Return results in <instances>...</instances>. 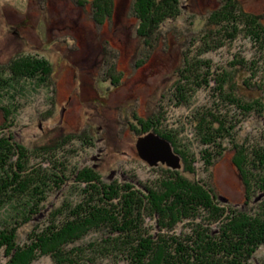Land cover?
<instances>
[{"label":"rangeland","instance_id":"374dc122","mask_svg":"<svg viewBox=\"0 0 264 264\" xmlns=\"http://www.w3.org/2000/svg\"><path fill=\"white\" fill-rule=\"evenodd\" d=\"M93 1L85 0L81 6L75 0H0V64L32 55L52 65L49 87L23 79L7 95L0 94V137L12 136L32 151L29 166L56 167L61 173L67 170L33 219L41 221L64 203H78L85 184L76 181V176L83 169L92 170L105 184L133 182L137 186H152L163 168L180 171L205 184L225 211L250 208L260 216L264 193L255 186H245L234 158L241 149L235 145L242 146L248 150L242 158L249 160L243 162L244 167L255 165L251 160L256 157L250 152L251 148H264V112L247 115L235 104L218 103L212 79L208 86L195 91L185 83L189 94L182 91L181 99L175 84L178 67L187 55L188 59L199 60L202 70L210 75L232 69L234 65L230 64L237 55L244 64L252 65L251 81L262 85L263 46L239 33L234 38L223 35L219 42L202 50L200 33L209 14L223 0H180L179 16L155 30L158 39L151 51H146L136 35L139 22L132 12L133 0H112L111 16L101 24L92 19ZM238 2L243 12L264 14V0ZM186 43H190L189 48ZM111 75L118 78L113 80ZM247 77L249 72L238 76V84ZM240 93L245 99L261 96L260 91L241 85ZM152 113H162L161 126L173 130L179 139L178 148L186 159L182 162L180 157L178 169L161 163L150 166L138 155L136 142L142 137L139 120ZM211 113L223 119L229 131L224 130L222 137L216 135L215 145L204 146L192 121L206 115L208 120H215ZM68 136L73 139L68 140ZM55 140H61V144L49 155L35 151ZM204 148L212 154L207 168L201 154ZM185 166L194 169L193 174ZM259 174L256 169L255 175ZM8 209L0 210V224ZM143 225L150 234L159 231L155 218L145 217ZM218 226L212 223L209 229L216 232ZM26 229L20 226L19 232L23 234ZM182 231L181 224L173 230L176 234ZM90 238L89 234L84 242ZM251 259L252 264H264V245ZM6 260L0 250V264ZM32 264L52 263L42 257ZM99 264L122 263L104 260Z\"/></svg>","mask_w":264,"mask_h":264},{"label":"trees","instance_id":"16d2710c","mask_svg":"<svg viewBox=\"0 0 264 264\" xmlns=\"http://www.w3.org/2000/svg\"><path fill=\"white\" fill-rule=\"evenodd\" d=\"M75 1L81 6L85 2ZM239 6L238 0H223L218 9L210 11L199 36L202 50L219 42L223 35L234 38L239 33L264 49V14H248ZM112 8V0H94L93 21L101 24L111 16ZM132 12L139 22L136 35L146 51H151L158 39L155 30L179 16L180 0H133ZM186 46L189 48L190 43ZM188 57L178 67L175 90L179 99L182 91L189 94L185 83L189 82V89L195 91L208 86L212 79L216 84L215 98L220 99L218 103L235 104L247 115L264 112V84L251 81L252 65L249 67L235 55L230 64L234 65L232 69H221L210 75L202 70L199 60ZM51 72L52 65L47 59L32 55L1 63L0 94L7 95L23 79L49 87ZM244 72L246 75L249 72V77L238 84L237 78ZM111 76L113 80L118 78ZM240 85L260 91L261 96L245 99ZM161 118L162 113H152L140 119L139 136L154 132L167 140L184 162L186 157L178 148L181 147L179 139L173 130L161 126ZM200 118L193 120L192 125L200 132L204 146L215 145L216 135L222 137L224 130L229 131L221 118L211 121L208 115ZM60 144L61 140H55L35 151L42 150L49 155ZM235 147L242 149L237 150L234 160L245 186H255L264 193V148H251L250 153L256 157L251 161L255 165L245 168L243 162L249 163V160L242 156L248 150ZM31 153L12 136L0 137V210L9 207L0 224V250L7 259L5 264H32L42 257L52 264H99L104 260L122 264H252L251 258L264 245V202L259 207L260 216L250 208L225 211L205 184L167 168L161 169V177L152 186H137L133 182L105 184L92 170H80L76 181L85 184L80 190V201L64 203L36 221L33 217L41 213L57 180L67 170L61 173L56 167L29 166ZM201 154L203 166L207 168L212 154L205 148ZM184 169L189 174L195 171L187 166ZM256 169L260 171L259 176L255 175ZM145 217L156 219L159 230L156 234H150L144 227ZM212 223L219 225L216 232L209 229ZM178 224L184 228L180 234L173 232ZM20 226L28 229L21 234ZM89 234L92 238L84 242Z\"/></svg>","mask_w":264,"mask_h":264},{"label":"water","instance_id":"95a60500","mask_svg":"<svg viewBox=\"0 0 264 264\" xmlns=\"http://www.w3.org/2000/svg\"><path fill=\"white\" fill-rule=\"evenodd\" d=\"M139 157L150 166L166 164L171 169L180 168V156L174 153L171 144L160 136L149 133L136 142Z\"/></svg>","mask_w":264,"mask_h":264},{"label":"bare ground","instance_id":"6f19581e","mask_svg":"<svg viewBox=\"0 0 264 264\" xmlns=\"http://www.w3.org/2000/svg\"><path fill=\"white\" fill-rule=\"evenodd\" d=\"M180 162H181V158H180Z\"/></svg>","mask_w":264,"mask_h":264}]
</instances>
